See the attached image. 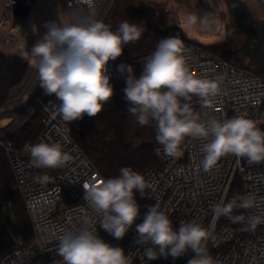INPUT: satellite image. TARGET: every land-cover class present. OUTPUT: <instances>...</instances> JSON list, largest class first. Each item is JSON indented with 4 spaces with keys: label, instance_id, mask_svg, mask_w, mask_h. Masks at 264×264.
<instances>
[{
    "label": "clouds",
    "instance_id": "1",
    "mask_svg": "<svg viewBox=\"0 0 264 264\" xmlns=\"http://www.w3.org/2000/svg\"><path fill=\"white\" fill-rule=\"evenodd\" d=\"M80 3L90 11L95 8V0ZM197 20L191 14L187 22L194 25ZM199 22L204 24L205 20L201 18ZM44 27L46 32L30 51L31 67L38 73L40 87L60 102L58 110L64 120L95 117L115 95L109 62L123 54L125 45L140 39L143 26L124 20L113 30L110 24L95 19L93 12L83 20L72 15L67 22L48 21ZM33 31H37L35 26ZM184 51L180 39L169 36L157 42L139 77L131 65H118L117 71L126 83L123 93L127 112L140 126L154 127L156 141L170 156L180 154L187 137L206 141L199 162L205 172L228 154L244 158L250 164L264 162V130L256 121L246 114L204 120L194 111V97L202 108L210 109L221 88L217 80L196 75ZM25 149L37 167L60 168L69 160L59 143L39 142L25 145ZM119 171L114 178L83 184L85 201L99 214L101 227L117 240L123 239L140 216L136 192L144 197L151 188L146 177L130 167ZM257 207L256 197L246 195L218 203L212 212L216 219L227 217L234 222H246L248 228L255 230L264 224V214L245 217L233 213ZM136 232V243L148 245L143 254L147 261L169 256L177 259L191 251L194 256L188 264H216L207 248L211 233L196 221L182 222L175 228L158 204L148 207L143 221L136 224ZM57 253L63 264H133L134 255L106 243L96 227L66 232L60 238Z\"/></svg>",
    "mask_w": 264,
    "mask_h": 264
},
{
    "label": "built area",
    "instance_id": "2",
    "mask_svg": "<svg viewBox=\"0 0 264 264\" xmlns=\"http://www.w3.org/2000/svg\"><path fill=\"white\" fill-rule=\"evenodd\" d=\"M113 1L95 0L92 11L80 0H63V6L69 20L72 15L83 20L93 12L95 19L104 20ZM0 2L3 5L15 4L13 0ZM169 36L180 39L186 61L196 75L217 80L220 84L221 94L212 108H202L198 99L193 98V109L200 112L201 119L246 114L264 130V78L186 41L180 28H171L163 38ZM149 56L139 60L140 74ZM108 69L113 78L117 72L113 61L109 62ZM59 103L54 95H46L42 90L35 95L33 104L23 116H18L19 113L12 108L5 114L0 112V117L7 115L13 120L10 128L0 131V147L8 155L16 181L15 190L24 200L33 231L32 238L8 251L0 259V264H63L57 253L60 238L68 231L91 227H96L98 235L106 243L124 248L126 254L132 252L133 264H188L194 256L191 251L177 259L169 256L147 261L144 258L148 245L136 243V224L143 221L148 207L155 204L170 217L175 228L182 222L196 221L208 230L211 236L207 248L216 264H264V224L252 230L246 222H234L227 217L216 219L212 212L218 203L254 195L258 207L241 210L239 215L264 214V162L250 164L244 158L228 154L221 157L213 169L205 172L199 162L203 158L201 148L206 141L185 138L177 156L166 154L162 145L156 146L154 153L158 166L139 172L151 184L145 196L140 195L136 199L140 216L123 239L117 240L101 227L99 214L84 199L83 184L105 178L72 138L69 121L59 113ZM39 107L45 111L42 131L35 141L15 148L7 136ZM39 142L61 144L69 160L63 167L55 169L35 166L25 145ZM43 177L47 179H41ZM5 196L6 192L0 190V204Z\"/></svg>",
    "mask_w": 264,
    "mask_h": 264
},
{
    "label": "trees",
    "instance_id": "3",
    "mask_svg": "<svg viewBox=\"0 0 264 264\" xmlns=\"http://www.w3.org/2000/svg\"><path fill=\"white\" fill-rule=\"evenodd\" d=\"M126 1H131L132 5L129 6ZM144 3H137L133 0H114L103 20L110 24L113 30H116L124 20L143 26L144 32L140 39L135 43L125 45L123 54L113 61L116 71L118 65L125 63L133 67L137 77L140 76L139 60L151 55L157 42L165 34L162 22L157 17L155 10L145 8ZM185 39L197 44L207 52L225 59L235 67L247 69L264 78L263 72L237 63L230 43L212 49L198 44L186 36ZM111 83L115 89V95L112 100L104 105L100 113L95 117L85 115L80 120L69 121L72 138L105 179L118 176L119 170L123 167H130L134 171L141 172L159 164L154 148L160 144L156 141L154 127L140 126L136 123L135 117L127 112L128 105L123 93L126 83L118 71L111 79ZM194 111L200 114L198 110L194 109ZM44 115L43 108H37L21 126L7 136L15 148L37 139L42 131ZM15 187L16 181L8 155L0 147V190L6 192L3 200H6L14 213L17 235L21 238V242H27L33 236L32 225L24 200L20 193L15 190ZM139 196V192H136L135 198L137 199ZM233 214H241V211ZM16 246L13 240H8L6 230L0 228V259Z\"/></svg>",
    "mask_w": 264,
    "mask_h": 264
},
{
    "label": "rangeland",
    "instance_id": "4",
    "mask_svg": "<svg viewBox=\"0 0 264 264\" xmlns=\"http://www.w3.org/2000/svg\"><path fill=\"white\" fill-rule=\"evenodd\" d=\"M13 1L17 3V7L13 10H9L7 7H5V15L10 16L9 12L12 11V14L14 16L13 23L20 24L21 26L23 25L25 29H27V25L31 27V25H33L32 23L26 24L27 22L18 21L19 19L17 18L21 15V10L24 7H30L31 4H33V2L37 0ZM133 1H137V3L145 2V8L155 10L157 17L162 22V28L165 34L171 28H180L184 32L186 38L212 49L214 47L224 46L230 43L239 65L251 68L256 71H261L264 74V65L260 64L257 55L253 54L248 56L242 49L245 41V35L235 25L226 0ZM38 2H41L40 9L42 10V12H44L45 17L47 18L44 24L48 21L67 22L69 20L65 14L63 0L37 1L31 12V18L32 16H34V13L38 11ZM243 8L249 23L255 25L264 22V0H243ZM191 14H195L198 17L197 23L194 25H190L187 22L188 17ZM201 18L205 20L204 24H201L199 22ZM7 22H10V20L8 19V21H6V24H8ZM5 29L7 30H5L3 33H5L6 36H8V38L10 39L9 34L11 33V28L6 26ZM27 33L31 35V33ZM21 36H17V38ZM33 36L28 37L29 39L36 40V38ZM40 38H37V40ZM33 43L34 41H31L32 45L27 46L26 56L19 57L18 55V57H16L17 54L16 52H13L11 44H8V48L5 50V53H2L5 58L4 65L6 67V70L4 69L0 72L1 114L9 112L8 109L12 108L13 110H17V112H19L18 116H23L26 109L33 104L35 95L41 93L43 90L39 85L37 71L33 67H31L30 51L32 46L34 45ZM19 82H23V90L15 96H10L12 93L11 89H14L15 86L19 85ZM2 201V205L0 206V228L6 230L9 241L11 239L14 241V243H16V245H19L22 240L17 235V231H15L16 220L14 213L11 207L7 204L6 200ZM65 206L66 205H64L63 208Z\"/></svg>",
    "mask_w": 264,
    "mask_h": 264
},
{
    "label": "crops",
    "instance_id": "5",
    "mask_svg": "<svg viewBox=\"0 0 264 264\" xmlns=\"http://www.w3.org/2000/svg\"><path fill=\"white\" fill-rule=\"evenodd\" d=\"M37 1H39V0H37ZM37 1H35V2H33V4H31V6L30 7H24L22 10H21V15L17 18V19H19L18 21H21V22H27L26 24H33V25H31V27H29V25H27V29H25L24 28V31L22 32L23 34H22V37H26V38H28V40H29V46L30 45H32L31 44V41L33 42L34 41V43L33 44H35L36 43V41H37V38H40V37H42L43 36V34L46 32V29H45V27H44V22H45V20H47V18L45 17V14H44V12H42V10L40 9V6H41V2H38V7H37V9H38V11H36L35 13H34V16H32V18L30 17V15H31V12H32V10H33V8H34V5H35V3L37 2ZM15 2V1H14ZM33 5V6H32ZM5 7H7L9 10H13V9H15L16 7H17V3L15 2V4H13V5H3L1 2H0V72L2 71V70H4L6 67H5V58H4V56H3V54L2 53H5V50L8 48V44H11L12 45V48L14 49V47H15V45H16V43L18 42V40L20 39V37L19 38H17V36L15 37V36H13V35H11V33L9 34L10 35V39L8 38V36H6V34L5 33H3L5 30H7V29H5V27L7 26V27H10L11 28V30L10 31H12V29H13V27H14V25H16L17 23H13V14H12V11L11 12H9V15L10 16H6L5 15ZM8 12V11H7ZM6 12V13H7ZM9 17V18H8ZM2 18H5L4 20L2 19ZM10 20V22H7L8 24H6V21H8V19ZM45 18V19H44ZM7 19V20H6ZM49 20V19H48ZM2 21V22H1ZM31 21V22H30ZM6 25V26H5ZM33 26H35L36 27V29H37V31H33ZM43 26V27H42ZM22 27H24L23 25H22ZM28 28H29V30H28ZM32 29V30H31ZM27 32H29V33H31V35L30 34H28ZM32 32H33V35H32ZM28 36H33V37H35L36 38V40H34V39H29V37ZM8 38V39H7ZM18 39V40H17ZM26 56V55H25ZM18 61V60H17ZM14 65V64H13ZM6 70V69H5ZM7 71H8V69H7ZM22 83L23 82H19V85H17V86H15V88L13 89H11L12 90V93H11V95L10 96H15L16 94H19L22 90H23V87H22ZM18 88H19V90H18ZM15 90V91H14ZM10 109V108H9ZM16 112H17V110H16ZM19 113V112H18ZM12 123H13V120L11 119V118H9V117H7V115H2V117H0V131L1 130H5V129H8V128H10L11 127V125H12Z\"/></svg>",
    "mask_w": 264,
    "mask_h": 264
},
{
    "label": "water",
    "instance_id": "6",
    "mask_svg": "<svg viewBox=\"0 0 264 264\" xmlns=\"http://www.w3.org/2000/svg\"><path fill=\"white\" fill-rule=\"evenodd\" d=\"M237 28L245 35L242 49L250 56L257 55L261 65H264V22L249 23L243 8V0H226ZM130 6L131 2L126 1Z\"/></svg>",
    "mask_w": 264,
    "mask_h": 264
},
{
    "label": "bare ground",
    "instance_id": "7",
    "mask_svg": "<svg viewBox=\"0 0 264 264\" xmlns=\"http://www.w3.org/2000/svg\"><path fill=\"white\" fill-rule=\"evenodd\" d=\"M29 30V29H28ZM32 30V29H31ZM24 31V27H22L20 24H16L14 25L12 31H11V35L14 36H21ZM29 44V40L28 38L24 37H20V39L18 40V42L16 43L13 52H16L17 56L19 55V57L21 56H25L27 53V46Z\"/></svg>",
    "mask_w": 264,
    "mask_h": 264
}]
</instances>
